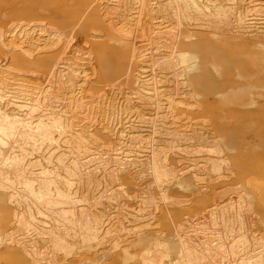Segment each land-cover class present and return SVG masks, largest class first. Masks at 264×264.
<instances>
[{
  "label": "bare ground",
  "instance_id": "1",
  "mask_svg": "<svg viewBox=\"0 0 264 264\" xmlns=\"http://www.w3.org/2000/svg\"><path fill=\"white\" fill-rule=\"evenodd\" d=\"M0 264H264V0H0Z\"/></svg>",
  "mask_w": 264,
  "mask_h": 264
}]
</instances>
